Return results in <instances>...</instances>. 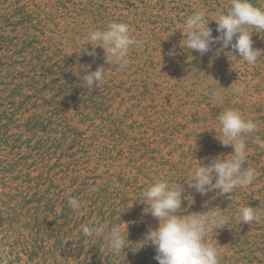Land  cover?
<instances>
[{
	"label": "rangeland",
	"instance_id": "374dc122",
	"mask_svg": "<svg viewBox=\"0 0 264 264\" xmlns=\"http://www.w3.org/2000/svg\"><path fill=\"white\" fill-rule=\"evenodd\" d=\"M229 5L0 0V264H158L154 247H141L159 223L143 193L164 179L185 187L184 215L219 207L230 217L207 238L221 264H264V148L256 143L264 141V56L248 65L230 47L219 55V45L204 55L184 48L187 16L205 9L215 37L216 14ZM112 21L129 24L143 42L129 49L123 68L105 63L102 48L96 58L84 54L92 47L87 34ZM252 39L264 50V32ZM81 65H103L104 85L85 88ZM241 84L245 91L235 92ZM225 108L258 124L246 137L244 165L258 176L233 194L201 195L188 187L199 162L233 152L214 130ZM245 205L261 210L259 222L241 223ZM101 224L127 227L124 252L83 236V225Z\"/></svg>",
	"mask_w": 264,
	"mask_h": 264
},
{
	"label": "clouds",
	"instance_id": "9594fccd",
	"mask_svg": "<svg viewBox=\"0 0 264 264\" xmlns=\"http://www.w3.org/2000/svg\"><path fill=\"white\" fill-rule=\"evenodd\" d=\"M208 13L200 9L187 16L184 22V48L195 50L204 55L216 48V54L231 48L241 60L248 65H254L264 56V50L253 47L254 33L264 32V6H257L252 0H230L226 11H218L214 21L217 24V36L212 35L209 27ZM255 29V32L250 31ZM87 41L91 49L84 48V54L96 58L97 47L104 51L105 63L118 68L127 64L129 49L142 46V41L135 39L130 32V25L124 22H109L104 29L92 30L87 34ZM86 73L81 82L85 88H101L105 83L108 70L103 65L95 71L91 65H81ZM245 85L235 88V92L245 91ZM217 100L222 96L215 93ZM216 139L222 146H231L233 152L227 156L217 155L208 163L199 162L193 173V180L188 187L194 188L201 195L211 191H218L221 195L233 194L237 188L250 186L257 178L255 168L247 163L246 137L258 130V124L252 119H246L239 109L225 108L219 114V128L214 129ZM256 143L264 148V141L257 138ZM95 191V189H93ZM185 187L167 179L157 180L143 193L148 202V211L158 220V227H149L142 240L141 247H154V259L158 264H221L220 250L216 245L208 242V235L216 229H222L228 224L230 217L219 207L206 211L184 215L182 208ZM229 199L232 195H229ZM68 204L75 213L81 210V201L72 197ZM241 223L251 224L259 222L262 217L258 207L249 205L238 209ZM84 237H103L105 248L113 254L119 255L128 248V231L121 225L111 227L107 225H83ZM140 247V248H141Z\"/></svg>",
	"mask_w": 264,
	"mask_h": 264
}]
</instances>
